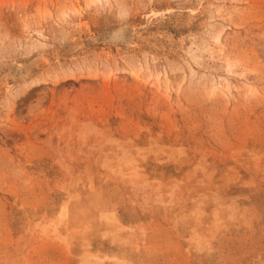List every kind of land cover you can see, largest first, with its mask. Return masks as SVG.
Segmentation results:
<instances>
[{"label": "rangeland", "instance_id": "374dc122", "mask_svg": "<svg viewBox=\"0 0 264 264\" xmlns=\"http://www.w3.org/2000/svg\"><path fill=\"white\" fill-rule=\"evenodd\" d=\"M0 264H264V0H0Z\"/></svg>", "mask_w": 264, "mask_h": 264}]
</instances>
